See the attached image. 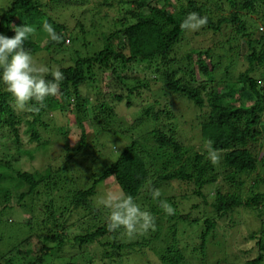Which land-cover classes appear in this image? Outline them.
<instances>
[{"label": "trees", "instance_id": "obj_1", "mask_svg": "<svg viewBox=\"0 0 264 264\" xmlns=\"http://www.w3.org/2000/svg\"><path fill=\"white\" fill-rule=\"evenodd\" d=\"M68 3L75 8L89 6L86 21L79 20L75 26L79 31H70L47 13L53 5ZM190 13L208 18L201 31L224 39L226 46L218 41L216 45L222 46L226 64L219 56L214 58L209 48L190 49L183 55L176 51L187 30L181 27L182 21ZM45 22L61 36L59 41L48 38ZM26 23L34 32L25 48L32 55L47 52L45 65L59 67L65 79L38 113L23 112L29 120L17 114L10 93L0 85V138L20 141L19 127L26 121L25 132L37 141L34 149L39 151L47 142L40 140L37 127L49 128L43 116L48 120L72 116L80 133L70 142L68 132H56L60 141L48 147L54 151L49 156L24 150L28 159L39 157L44 163L34 171L20 169L17 153L0 158V174L2 169L9 171L11 179L10 184L0 185V214L4 210L23 213L24 199L30 196L34 201L27 221L22 218L20 222L29 227L31 235L20 236L0 264H93L94 257L124 264L129 255L166 235L172 241L158 251L160 261L184 264L183 252L175 249L177 224L190 226L197 219L190 218V208L185 214L178 213L170 197L160 196L175 209L174 215H167L151 195L161 183L172 180L194 186L192 196L199 201L192 207L200 208L202 201L216 215L228 214L232 219L238 208L250 209L259 226L247 239L258 245L259 252L249 263H261L264 191L255 193L253 188L264 185V31L257 24L264 26V0H11L0 8V33L11 37L15 26ZM85 34L89 39L99 34L101 40L90 53L83 52L90 43ZM233 51L237 59L232 61ZM138 66L150 77L132 72ZM175 95L193 103L197 112L192 123L200 139L218 152L216 164L205 152L188 149L178 137L173 106L166 102V98H179ZM133 96L139 108L128 123L124 112L132 106ZM102 137L124 144L120 148L113 144L115 155L105 156L100 153L106 147ZM253 176V188L245 196L243 191ZM22 188L16 208L13 193ZM106 188L107 192L130 194L142 209L148 208L154 225L143 231L145 236L135 234V239L126 242L121 237L123 228L108 230L109 210L97 204ZM71 213L78 215L76 224L68 222ZM163 221L169 226L162 235ZM202 223L204 228L192 250L204 255L216 222L208 217ZM72 226L78 232L70 234ZM94 244L98 249L91 250Z\"/></svg>", "mask_w": 264, "mask_h": 264}, {"label": "rangeland", "instance_id": "obj_2", "mask_svg": "<svg viewBox=\"0 0 264 264\" xmlns=\"http://www.w3.org/2000/svg\"><path fill=\"white\" fill-rule=\"evenodd\" d=\"M11 0H0V8L6 7ZM47 1V0H43ZM225 2V1H224ZM88 5L84 4L82 7H74L73 4L68 3L66 6L61 7V4L57 6H52L51 9L47 10L48 15L53 18L54 20L66 24L70 31L74 28L73 31H79L78 27H75L77 22L81 20L82 22H85L88 16ZM255 17V16H254ZM90 21L86 23V25H89ZM260 30L264 31V26L260 23H257ZM99 29L98 32L100 34ZM105 30V29H104ZM79 33V32H75ZM197 33V34H195ZM73 34V32H72ZM99 34L96 35L94 38H88L85 34L84 36L87 37L90 40V43L86 46V49L83 50L84 53H90L93 51L94 47L98 44H100L101 40H98ZM86 38V39H87ZM217 37H213L211 33L207 31H201L200 28L198 30H191L187 29L186 33L184 34V37L182 40L177 44L176 51L178 50L179 55H183L184 53H187L190 49L193 50H205V49H211L210 53L214 52V58L220 57V60L223 64L227 63V59L223 53L222 46H226V43L221 39H216ZM77 39V37H76ZM87 39V40H88ZM220 40V41H219ZM81 41V38H80ZM217 41L221 43L222 46H217ZM87 44V43H86ZM40 45H43V42H40ZM77 45H80L78 43ZM81 47V45L79 46ZM96 49V48H95ZM231 53V52H230ZM229 53V55H230ZM34 58L37 60L39 64L45 65L44 60L48 59V54L45 51H39L35 55H33ZM237 59L236 51H233V60ZM235 63V62H234ZM240 62H238V65L240 69H243V66H240ZM132 72L136 73L139 72L140 74L147 75V77H150V73H148L146 70H143L138 66L134 67L132 69ZM136 75V74H135ZM82 87V86H81ZM83 88V87H82ZM159 96L162 97L164 101V94L162 91L158 93ZM176 97H179L178 99L174 98L168 99L166 98V102L169 105H172L173 107L170 109L173 112V116L175 118V121L177 123L178 131L177 135L180 136L183 144L188 147V149H193L199 152H205L208 156L211 150L209 146L200 139L199 135L197 134V127L194 125L196 122V109L193 107V103L189 101L185 97H180L178 95H175ZM155 100V99H154ZM172 100V101H171ZM158 101V100H157ZM13 107L16 109L15 111L17 114L22 116V120H29L31 117L23 112L25 110H20L16 107L13 100L10 101ZM160 106H163V103L161 101H158ZM131 107L129 110H125V117L128 119V123H132V117H136L135 113L137 108H139L136 98L133 96L130 98ZM176 113H175V112ZM132 115L130 116V114ZM23 114V115H22ZM51 117V116H50ZM49 117V118H50ZM43 119L48 123L49 128L46 129L42 126L37 127V132L40 135V140L47 142L45 147L41 148L39 151L38 149H34L35 142L37 141H31L29 139L28 134H26L25 129L27 127L26 121H23L19 127V140H16L12 137V139L7 140L6 138H0V158L3 155H8V152H14L19 155V165L21 170H28V171H34L37 169V167L44 166V163L39 157H36L34 159H28L27 155L23 153L24 150L26 151H37L40 152L41 155L49 156L54 151L48 150V147L50 148L52 145H57V140L60 141L59 136L60 133L68 132V136H71L70 142H75L79 138L80 130L78 126L75 125V120L72 116H52V119H47L43 116ZM192 120L195 121L192 123ZM191 122V123H190ZM55 130V134L53 133ZM138 130V129H137ZM137 130L134 129V132ZM57 132V133H56ZM6 133V132H5ZM7 134V133H6ZM114 138V137H113ZM126 140V139H125ZM101 142L105 143V148L100 149V153L102 155H110L111 157L115 155L116 151L111 149V146L115 144L118 148L121 147V145L124 144V141L118 142L114 139H111L110 137H102ZM57 147V146H56ZM45 148V149H44ZM218 154V152H216ZM219 155V154H218ZM53 158V157H52ZM52 160V159H51ZM53 161V160H52ZM16 164V163H15ZM3 172L0 174V179L3 182H0V185L4 187V184H10L11 179L9 177V171H5L2 169ZM261 173L262 171L259 170ZM253 180L254 176L248 180L245 189L243 191V194L245 196L249 195L251 192V189L253 188ZM209 185L205 186V189L208 188ZM25 188L20 189L19 192L13 193V199L16 204L17 208V202H16V196L18 193L23 191ZM194 186L191 184H186L184 182H180L178 180H172V181H165L164 183H161L157 190L160 191L161 196L166 199L170 197V202H175L177 206V212L179 213H187V210L189 209L188 213L190 214V218L197 219L196 222H194L193 225L190 226H183L181 223L177 224L176 229V250L183 252V258H184V264H250L249 262L254 260L258 255V245L253 242V240L247 239L251 232L256 230L259 226V222L254 217V213L250 211V209H247L245 207L238 208L233 214L232 219L228 214L218 216L215 214L212 209H210V206H204L202 204V201H200V208L198 207H192L195 204H198V198L192 196ZM253 192H262L264 191V185L258 186L256 188H253ZM108 192L114 193L115 191ZM107 193V188H106ZM186 201V202H185ZM26 204V207L24 209V212L21 213L19 210H4L0 214V261L1 259L7 254L11 248H14L18 241L21 240L20 236L23 238H26L28 235H31V230L29 227H27L25 224L22 223L21 226V219L23 218V222L27 221V218L29 217L30 208L34 201L32 198L26 197L23 201ZM182 202V203H181ZM181 203V208H179V204ZM38 204V203H37ZM197 206V205H196ZM206 209V212L208 213L206 216L204 214V210ZM148 211V208L146 209ZM27 211L28 213H25ZM211 218L215 220L216 226L213 230V234L211 233L208 237V242L206 244L204 255L202 253L193 251L192 248L196 246L195 244L198 243L199 238L201 235L200 233L203 230V223L202 220L206 218ZM204 218V219H203ZM78 215L75 213H71L68 216V222H75V224L78 222ZM168 223L163 221L162 222V235L168 231ZM38 232L40 230L37 228ZM70 234L78 232V229L75 226H72L69 229ZM122 240L124 241H130L135 239L137 236L141 238V236H145V233L143 231H139L136 235H128L124 229H122L121 232ZM22 238V239H23ZM170 240L172 241V238L170 235L161 236L158 240L153 241L152 243L148 244V246H145L144 248H141L138 252H135V254H131L126 258V261L124 260V264H163L160 261L159 257V250H162L168 243H170ZM264 246V245H263ZM91 250L98 249L96 245L90 246ZM173 252V249H172ZM182 257V256H181ZM178 264H181L182 261L177 262ZM93 264H111L109 261L101 260L98 257H94ZM172 264H176V262H172ZM259 264H264V258Z\"/></svg>", "mask_w": 264, "mask_h": 264}, {"label": "clouds", "instance_id": "obj_3", "mask_svg": "<svg viewBox=\"0 0 264 264\" xmlns=\"http://www.w3.org/2000/svg\"><path fill=\"white\" fill-rule=\"evenodd\" d=\"M207 23L206 16L190 13L182 21L181 27L198 30ZM43 27L51 41L61 39L51 24L45 22ZM14 32L11 37L0 33V85L10 93L18 109L38 113L40 108L45 106L46 98L55 96L60 90L65 76L59 67L53 69L39 64L25 48V41L34 32L31 25L26 23L15 26ZM209 159L216 164L219 160L218 154L214 150L210 151ZM151 195L154 200L159 201L160 208L167 215L175 214V209L170 203L159 199V190H153ZM97 204L109 210V231L123 228L131 236L139 231L147 232L154 225L151 213L142 209L130 194L107 192L98 199Z\"/></svg>", "mask_w": 264, "mask_h": 264}]
</instances>
